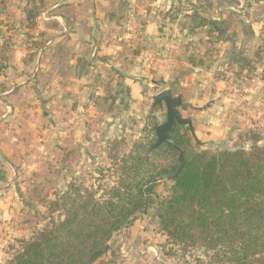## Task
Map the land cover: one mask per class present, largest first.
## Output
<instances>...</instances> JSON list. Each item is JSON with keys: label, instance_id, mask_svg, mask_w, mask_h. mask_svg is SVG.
Segmentation results:
<instances>
[{"label": "rangeland", "instance_id": "rangeland-1", "mask_svg": "<svg viewBox=\"0 0 264 264\" xmlns=\"http://www.w3.org/2000/svg\"><path fill=\"white\" fill-rule=\"evenodd\" d=\"M7 3L0 26L5 47L0 56V88L5 86L0 90V264L11 258L16 239L30 238L50 218L59 220L58 208L49 202L72 182L83 187V196L84 188L101 200L110 196L122 178L118 167L125 151L136 141L156 138L154 127L165 121V105L152 100L163 89L182 98L185 108L179 111L192 119L202 142L196 143L187 125H177L188 150L249 149L247 132L258 129L264 135V0H176L154 13L157 39L152 42L141 37L138 25L127 39L119 38L120 29L97 26L100 39L91 45L84 18L68 23L66 41L80 43L83 59L70 76L80 79L94 69L74 93L57 89L71 51L62 41L46 47L50 36L42 23L50 12L48 0ZM211 21L223 22L219 26L226 32L215 34ZM234 46L250 60L241 78L229 64ZM142 51L145 58L138 56ZM116 140L126 145H115ZM164 157L168 163L171 155ZM169 185L160 181L157 192L166 193ZM156 221L152 208L138 214L130 227L112 235L110 250L94 264L209 260L210 253L198 247L183 258L164 255L165 236Z\"/></svg>", "mask_w": 264, "mask_h": 264}, {"label": "trees", "instance_id": "trees-1", "mask_svg": "<svg viewBox=\"0 0 264 264\" xmlns=\"http://www.w3.org/2000/svg\"><path fill=\"white\" fill-rule=\"evenodd\" d=\"M7 5L0 0V26ZM221 23L210 22L215 34L226 32ZM229 64L239 78L250 69V60L235 46ZM170 136L183 149L180 169L179 152L171 145L155 147L154 137L134 142L119 160L122 178L110 188V196L101 200L88 188L83 196V187L72 182L68 191L49 202L58 208L59 220L50 218L30 238L16 239L5 264H94L110 250L115 232L127 229L151 208L165 236L164 255L183 258L198 247L210 253L205 264H264V135L251 129L246 134L252 140L249 149L215 152L188 150L177 126ZM123 144L116 140L115 145ZM166 154L171 155L168 163ZM163 180L170 185L160 194L156 188Z\"/></svg>", "mask_w": 264, "mask_h": 264}, {"label": "crops", "instance_id": "crops-1", "mask_svg": "<svg viewBox=\"0 0 264 264\" xmlns=\"http://www.w3.org/2000/svg\"><path fill=\"white\" fill-rule=\"evenodd\" d=\"M175 3L176 0H48L47 10L50 12H48V16L43 19L42 23V29L46 30V33L50 36L46 40V47L49 44L53 45L62 41L71 51L67 54L69 55L67 57L69 58V61H67L69 64H64V67L61 69L63 76L60 80L62 83L57 85V89L61 88L65 90L67 88L68 90H73V93L79 91V88L86 82V74L88 73L90 76L94 74V69L90 67L80 79L70 76V71L77 70L83 59L79 52V48H81L80 43L72 40L66 41V36L69 34L68 23L79 24L81 19L84 18L86 26L90 28L88 40L91 45L100 39L97 26H111L114 29H120L122 31L119 38L127 39L132 33L131 27L138 25L141 37L148 42H152L157 39V16L154 17V13L158 12V15L160 12L168 10L171 4L174 5ZM141 27H143L142 31ZM102 48L105 49L103 44L101 45ZM147 54V52L142 51L138 56L145 58ZM145 69H141L142 72ZM84 72L85 70L82 73ZM63 100V103H65L67 100L65 96H63ZM193 126L195 130V125L193 124ZM196 138L198 139L197 135ZM198 141L202 143L199 139Z\"/></svg>", "mask_w": 264, "mask_h": 264}, {"label": "water", "instance_id": "water-1", "mask_svg": "<svg viewBox=\"0 0 264 264\" xmlns=\"http://www.w3.org/2000/svg\"><path fill=\"white\" fill-rule=\"evenodd\" d=\"M142 28L141 30H143ZM152 100L154 105L162 106L164 104L166 109L165 121L154 127L156 136L154 145L157 147L158 145L165 143L176 149L179 152L178 160L180 162V169L183 165V149L171 138L170 134L175 130L177 125H187L193 139L200 144L195 135L193 121L189 117L182 116L179 111L180 108H185L182 98L180 96H172L169 89H163L156 93L152 96Z\"/></svg>", "mask_w": 264, "mask_h": 264}]
</instances>
